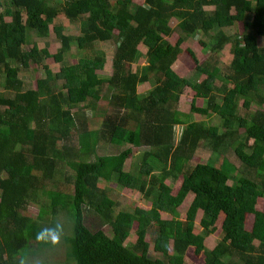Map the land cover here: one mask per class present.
I'll use <instances>...</instances> for the list:
<instances>
[{
  "label": "trees",
  "instance_id": "1",
  "mask_svg": "<svg viewBox=\"0 0 264 264\" xmlns=\"http://www.w3.org/2000/svg\"><path fill=\"white\" fill-rule=\"evenodd\" d=\"M60 16L81 22V34H65L64 26L55 23ZM173 17L177 23L170 27ZM236 22L242 24L240 31H225ZM52 25L61 42L56 53L36 43L25 48L29 30L47 37ZM175 30L178 36L169 42L166 37ZM198 32L206 38L200 41L202 47L210 52L203 60L192 48L181 47ZM259 38L264 39V0H116L114 4L109 0H2L0 264H38L31 257L51 245L52 233L44 230L58 225V235L65 241V264H185L190 247L196 256L202 255L204 264H264V209L257 208L264 198V50ZM103 41L115 45L112 72L106 77L97 73L104 68L105 54L95 44ZM140 44L146 47L144 54ZM226 44L232 57L221 74L213 55ZM73 45L83 50L75 62L63 64L56 72L42 64L48 57L63 62ZM142 56L146 64L133 70L132 64ZM177 60L188 61L197 77L179 76L172 68ZM32 63L42 64L46 76L37 79L34 88L23 90L19 73ZM151 76L154 86L139 93L138 84ZM187 87L193 91L189 113L218 115L222 130L191 120L189 113L178 109ZM104 89L108 115H103L100 127L93 128L73 109L80 104L94 108ZM176 126H181L178 136ZM72 136L77 146L66 144ZM107 140L149 149L142 152L134 170L125 171L131 148L97 155L99 142ZM200 142L213 151L232 146L242 171L225 157L220 166L191 165ZM60 162L72 171L65 176L70 191L46 186L57 180ZM179 178V187L172 193L166 180ZM230 179H235L232 184ZM100 181L139 190L149 208L115 211V201ZM189 193L193 197L184 219H179L177 208ZM44 196L48 203L41 201ZM33 202L40 204L35 217L24 213ZM86 211L107 224L111 235L90 229L84 221ZM198 211L199 225L207 233L217 231L222 216L221 238L212 248L205 246L202 234L194 232ZM161 212L171 217L162 218ZM133 226L136 238L127 243ZM147 235L159 257L150 256Z\"/></svg>",
  "mask_w": 264,
  "mask_h": 264
},
{
  "label": "rangeland",
  "instance_id": "2",
  "mask_svg": "<svg viewBox=\"0 0 264 264\" xmlns=\"http://www.w3.org/2000/svg\"><path fill=\"white\" fill-rule=\"evenodd\" d=\"M110 3L114 4L116 0H109ZM138 3L143 2V0H135ZM4 7V6H3ZM56 24H60L64 26V33L69 34L72 36H77L81 34L80 31V26L81 22H73L65 17H58L55 20ZM177 23L176 18H171L169 21V26L170 27H175ZM242 27V24L239 22H236L233 26L228 27L225 29L226 32L233 33L237 29L240 31ZM179 31L175 30L171 35L167 36L166 38L168 39L169 42H175L177 36H178ZM28 43L25 45V48H30L31 46L34 45V43L38 44L39 47H48L51 53H56L58 49L61 46V42L56 36L54 30H53V25L51 26L50 34L47 35V37H41L37 34L36 31L34 30H29L28 33ZM206 38L201 32H198L195 35H191L187 40H185L182 44V48L190 47L194 52L196 53V56L200 59L203 60L205 57L209 55V49L205 50L206 48H203L200 41H204ZM259 47L264 50V39L259 38ZM140 49L141 53L144 54L146 51V47L142 44L138 46ZM95 49H100L104 52L105 54V64L104 68L101 70H98L97 73L102 76L106 77L109 76L112 72V58L114 54V49L115 45L112 41H103V42H98L95 44ZM209 52V53H208ZM83 55V50H79L76 48V46H72L71 50L65 53V58L63 62H56L53 58H46L42 64H48L50 68L53 71H58L61 66L65 63H71L75 62L76 59L81 57ZM213 59H215V62L217 66L220 68L221 74L226 72L228 70L229 62L231 60V53L229 51V44H226L224 48L221 51H218L215 55H213ZM187 60V58H184ZM212 60V57H210ZM186 60H177L173 63L172 68L173 70L181 77H191L192 79L196 78L195 73L193 71H190L189 63L187 61V64L185 63ZM42 64H36L32 63L31 67L29 68H22L21 72L19 73V77L25 82L23 90L34 88L37 82V79L45 77L46 76V69L43 67ZM146 64V58L145 56H142L138 59L137 62L132 64V69H140L142 66ZM205 75H202L200 79L204 78ZM4 82H5V77L4 75L0 74V91H4ZM221 80L217 79L216 84L220 85ZM62 83V82H60ZM154 86V78L151 76L148 82L146 83H140L137 86V90L139 93L144 94V91H148L149 88H152ZM7 93V92H6ZM14 92H10L9 94L13 96ZM106 93L107 90L104 89V96L103 99L99 100V102L96 104L94 108H91L89 104L86 105H79L78 110L77 108H74L73 111H77V113L80 115V119H84L86 117L87 120L91 122V127L93 128H98L100 127L102 118L104 117L103 115H108L105 114L106 111ZM146 93V92H145ZM217 93V91H216ZM193 95V91L190 90V88H185L184 93L182 94L180 101L178 103V109L184 113H189L190 111V101ZM218 96H221V93H217ZM109 108V107H108ZM111 111V109L109 108ZM107 109V112L109 111ZM190 114V119L195 120V121H201L205 125H210V126H217L222 130L221 123H220V118L218 115L214 113H210L208 115H203V114H198L195 112H191ZM181 131V126H176L175 127V133L177 136L179 135ZM67 145L70 146H77L76 142V137L72 136V138L68 139L66 142ZM233 144V142L231 143ZM126 148H131L132 151V157L127 158L123 165V169L125 171H132L134 170V165L135 163H139L141 160V155L144 150L149 149L148 146H140L136 147L133 146L129 143H122L121 145L117 146L114 143L107 141H100L97 149H96V154L97 155H110V154H117L121 152L122 150ZM228 159L231 163H233L237 171H242V167L240 164V161L236 157L233 147L231 146L230 148L228 147H220L217 151H213L206 143L200 142L199 146L197 147L196 151L194 152L192 159L190 161V164L193 165L196 162H209L212 163L216 166H220L222 163L223 158ZM94 157L92 156L91 159ZM61 172L57 174V180L56 181H48L46 186L47 188L51 189H56L61 188L64 191H70L71 184L70 182L65 181V176L66 175H71L72 171L65 165V162H60L57 166ZM158 170L157 168L154 169V173H157ZM237 175H240V172H238ZM62 180V182H61ZM235 179H230L228 183H233ZM181 179L177 180H171L167 179L166 183H168L171 188H172V193H175L179 187ZM59 183L57 186L55 185ZM61 182V183H60ZM107 189H109V196L115 201V211L119 210H132L134 207H142V208H149L150 203L144 199V197L141 195L139 190L137 189H130L125 186L117 185L115 183L109 182V183H104L101 182ZM193 197L192 193H189L186 198L184 199L183 203L177 208V218L179 219H184L185 217V212L187 210V207ZM42 202H49V199L44 196L41 199ZM257 208L264 209V198L259 199V202L257 203ZM40 209V204L33 202L32 204L29 205L28 209L24 211L26 212L27 215H30L32 217H35ZM162 218L168 219L171 217L168 213L161 212ZM201 217V212L198 211L197 216L195 218V227H194V232L195 233H200L204 236V244L207 248H212L218 240L221 238V234L219 233L220 231V222L222 220V216H220L217 220L216 226H217V231L214 233H207L203 228L200 227L199 225V220ZM60 221L63 223L64 222V217L62 214H60ZM86 225L94 230L97 228L102 229L107 235H111V229L107 224H101L99 219L94 216L92 213L86 211L85 213V219H84ZM252 223V216H248L246 220V227L250 228ZM55 234L52 233L50 235V241L51 245L48 246L46 249H44L41 253L37 254L36 256L31 257V259L37 261L36 263H41L42 261L48 262L49 264H65V241L62 235L59 236L58 240H53V236ZM136 238L135 234V226L132 227L130 234L126 240L127 243L133 242ZM147 241L150 244V249H149V254L152 257H159L160 253L154 252L152 250V241H151V236L147 235L146 237ZM185 264H204L203 257L202 255L196 256L194 254V248L190 247L184 257ZM47 263V264H48ZM241 264V263H240Z\"/></svg>",
  "mask_w": 264,
  "mask_h": 264
},
{
  "label": "clouds",
  "instance_id": "3",
  "mask_svg": "<svg viewBox=\"0 0 264 264\" xmlns=\"http://www.w3.org/2000/svg\"><path fill=\"white\" fill-rule=\"evenodd\" d=\"M58 229H59V225L57 226L56 229H45L44 232L54 233L55 235L53 236V240L55 241L59 239ZM41 235H43V233H41Z\"/></svg>",
  "mask_w": 264,
  "mask_h": 264
},
{
  "label": "crops",
  "instance_id": "4",
  "mask_svg": "<svg viewBox=\"0 0 264 264\" xmlns=\"http://www.w3.org/2000/svg\"><path fill=\"white\" fill-rule=\"evenodd\" d=\"M24 84H25V82H24ZM146 91H144L143 93H145Z\"/></svg>",
  "mask_w": 264,
  "mask_h": 264
},
{
  "label": "built area",
  "instance_id": "5",
  "mask_svg": "<svg viewBox=\"0 0 264 264\" xmlns=\"http://www.w3.org/2000/svg\"><path fill=\"white\" fill-rule=\"evenodd\" d=\"M2 0H0V2H1Z\"/></svg>",
  "mask_w": 264,
  "mask_h": 264
}]
</instances>
